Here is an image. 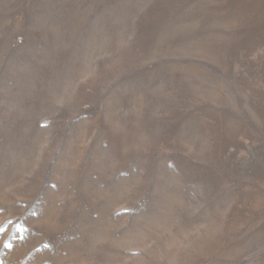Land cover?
<instances>
[{
  "label": "rangeland",
  "instance_id": "374dc122",
  "mask_svg": "<svg viewBox=\"0 0 264 264\" xmlns=\"http://www.w3.org/2000/svg\"><path fill=\"white\" fill-rule=\"evenodd\" d=\"M0 264H264V0H0Z\"/></svg>",
  "mask_w": 264,
  "mask_h": 264
}]
</instances>
